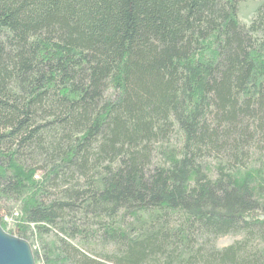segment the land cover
<instances>
[{"label":"trees","instance_id":"trees-1","mask_svg":"<svg viewBox=\"0 0 264 264\" xmlns=\"http://www.w3.org/2000/svg\"><path fill=\"white\" fill-rule=\"evenodd\" d=\"M241 1L0 0V224L36 264H264V0Z\"/></svg>","mask_w":264,"mask_h":264},{"label":"water","instance_id":"water-1","mask_svg":"<svg viewBox=\"0 0 264 264\" xmlns=\"http://www.w3.org/2000/svg\"><path fill=\"white\" fill-rule=\"evenodd\" d=\"M0 264H36L30 243L10 234L1 224Z\"/></svg>","mask_w":264,"mask_h":264},{"label":"rangeland","instance_id":"rangeland-1","mask_svg":"<svg viewBox=\"0 0 264 264\" xmlns=\"http://www.w3.org/2000/svg\"><path fill=\"white\" fill-rule=\"evenodd\" d=\"M260 3H261V0H243V1H241L239 3L240 17L245 23H249L250 22L252 16L256 12V10H257L258 6L260 5ZM6 226L7 225L5 224V228H6ZM239 238H240V236H234V235H228V236L220 237L217 240V246L220 247V248L229 246L230 244L234 243ZM31 248H32V251H33V247L32 246H31ZM39 264H42V263H39Z\"/></svg>","mask_w":264,"mask_h":264},{"label":"built area","instance_id":"built-area-1","mask_svg":"<svg viewBox=\"0 0 264 264\" xmlns=\"http://www.w3.org/2000/svg\"><path fill=\"white\" fill-rule=\"evenodd\" d=\"M19 216H20V213L14 212L12 216H5L3 218L4 223L7 225L6 226L7 230L14 231L18 228L17 226L20 222L18 219Z\"/></svg>","mask_w":264,"mask_h":264}]
</instances>
